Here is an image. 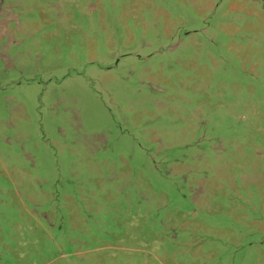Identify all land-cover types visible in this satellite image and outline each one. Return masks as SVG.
<instances>
[{"label":"rangeland","instance_id":"374dc122","mask_svg":"<svg viewBox=\"0 0 264 264\" xmlns=\"http://www.w3.org/2000/svg\"><path fill=\"white\" fill-rule=\"evenodd\" d=\"M0 264H264V0H0Z\"/></svg>","mask_w":264,"mask_h":264}]
</instances>
